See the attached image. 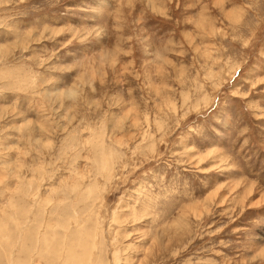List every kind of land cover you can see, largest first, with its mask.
I'll return each mask as SVG.
<instances>
[{
  "label": "rangeland",
  "instance_id": "374dc122",
  "mask_svg": "<svg viewBox=\"0 0 264 264\" xmlns=\"http://www.w3.org/2000/svg\"><path fill=\"white\" fill-rule=\"evenodd\" d=\"M263 195L264 0H0V264H264Z\"/></svg>",
  "mask_w": 264,
  "mask_h": 264
},
{
  "label": "bare ground",
  "instance_id": "6f19581e",
  "mask_svg": "<svg viewBox=\"0 0 264 264\" xmlns=\"http://www.w3.org/2000/svg\"><path fill=\"white\" fill-rule=\"evenodd\" d=\"M129 1V0H128ZM129 3V2H128ZM126 4H127V1H126ZM71 92V91H70ZM67 93V92H66ZM251 186V185H250ZM246 189H247V194H251V192H252V189L251 188H248V187H246ZM232 190V189H231ZM257 191V190H256ZM210 197V196H209ZM262 197V200L264 201V195L263 196H261ZM211 198V197H210ZM205 202V201H204ZM203 205V204H202ZM197 209H199V208H197ZM196 208L195 209H193V211L195 210V212L197 213L198 212V210H197ZM199 213H200V211H199ZM200 214H202V213H200ZM200 214H198V215H200ZM197 215V214H196ZM179 220V219H178ZM86 248V247H85ZM86 249H88V248H86ZM85 249V250H86ZM84 251V250H83ZM76 252V251H75Z\"/></svg>",
  "mask_w": 264,
  "mask_h": 264
}]
</instances>
